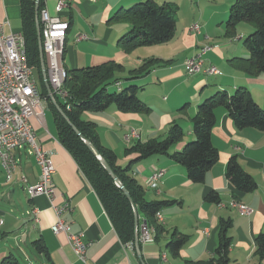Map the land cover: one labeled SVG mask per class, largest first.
<instances>
[{"label":"crops","instance_id":"crops-1","mask_svg":"<svg viewBox=\"0 0 264 264\" xmlns=\"http://www.w3.org/2000/svg\"><path fill=\"white\" fill-rule=\"evenodd\" d=\"M138 1L142 0H67L68 5L61 12L55 9L57 0H44L43 5L51 16H59L70 23L63 54L65 69L96 66L110 60L120 63L123 66L117 74L120 78L109 89L119 91L133 83L138 86V97L149 107L147 111H125L111 104L102 111L81 114L84 120L95 123L102 145L115 153L121 146L124 159L122 162L116 160L120 166L134 157L133 153L125 151L127 148L136 141L163 138L174 123L184 129L182 140L171 148V151L179 150L187 140L194 138L190 118L197 105L218 90L230 94L236 87L243 86L264 108V72L249 75L236 59L249 56L243 40L254 27L241 22L234 34L226 32L225 21L234 0H154L159 5L169 3L176 8L173 37L165 43L126 50L119 46L118 39L126 33L128 24L109 19L117 9ZM6 21L3 26L5 34L21 30L19 0H0V23ZM192 23L200 25L199 34L190 29ZM81 35L86 38L77 39ZM203 45L213 47L203 55L204 66L213 65L219 73L200 71L188 74L183 64L185 58L197 54ZM150 60L153 62L146 73L126 80L131 76L130 70ZM214 114L211 141L219 158L203 182H192L185 167L167 155H153L132 166L131 173L144 187L147 200L174 201L160 210L163 216L161 233L155 237L154 231L153 240L139 243L142 255L139 259L135 245L129 248L120 241L94 189L60 142L54 112L47 105L42 121L32 116L29 122L37 143L51 153L55 168L52 185L57 195L54 203L69 204L70 209L63 212L62 217L71 232H81L89 243L87 259L85 263L78 260L67 236L51 230L56 216L47 198L43 195L30 197L28 194L26 185L37 182L39 169L27 148H21L13 152L18 164L11 181L6 182L0 164V218L3 221L0 225V260L12 250H19L20 242L25 243L30 237L31 242L40 239L45 248V252H39L32 244L38 254V264L209 262L219 244V220L224 218L230 220L228 264H264V256L255 253V238L264 233V131L252 127L237 128L223 106H217ZM132 129L137 135L127 141L125 135ZM232 155L254 177L257 183L254 191L240 192L227 179L226 162ZM160 170L163 174L157 181V187H149L147 178ZM22 175L26 184L20 182ZM24 190L27 201L24 202L26 208L23 213L17 208L16 198ZM212 190L220 196L218 203L205 200V195ZM231 200L248 205L251 213L241 214L229 205ZM140 218L144 219L143 216ZM175 231L184 235L177 255L166 247L167 242L175 237L172 236ZM27 264L34 263L29 261Z\"/></svg>","mask_w":264,"mask_h":264},{"label":"trees","instance_id":"trees-1","mask_svg":"<svg viewBox=\"0 0 264 264\" xmlns=\"http://www.w3.org/2000/svg\"><path fill=\"white\" fill-rule=\"evenodd\" d=\"M43 5L44 0H39L38 10ZM19 7L28 62L34 65L40 73L41 94L48 96L41 75L35 0H19ZM175 11L176 8L169 3L159 5L154 0H142L129 7L117 9L109 21H123L128 24V29L120 36L118 44L123 49L129 50L137 46L169 41L175 32ZM241 22L250 23L254 28L243 40L249 56L236 59L240 61V66L245 73L257 75L264 72V0H234L228 9L225 21L226 32L230 35L234 34L236 26ZM152 62L153 60L144 62L139 67L130 70L131 76L126 80L135 79L146 73ZM65 70L64 89L67 91V97L65 100L56 97V103L70 123L92 144L96 153L108 163L129 192L133 205L116 186L96 154L74 132L70 123L49 99L48 105L54 112L58 137L94 189L122 243H134L133 206L137 210L138 217L143 216L154 226L155 237H157L162 229L161 224L155 221V214L163 206L174 202L173 200H147L144 197V187L131 173L132 166L136 162L153 155H167L185 167L188 179L194 183H201L208 170L219 158L218 150L211 141V131L215 123L214 109L217 106H223L226 109L237 128L252 127L264 131V108L254 100L247 88L236 87L230 94L225 90H218L200 102L195 114L190 118L194 139L186 141L179 150L171 151L172 146L184 137L183 127L174 123L163 138H151L145 142L136 141L127 148L125 151L133 153L134 157L126 165L120 166L116 162L114 151L100 143L95 123L84 120L81 114L102 111L111 104L125 111H147L149 107L137 95L138 86L130 83L119 91L110 90L109 87L120 78L117 74L123 70L120 63L112 60L96 66ZM68 104L69 109L66 107ZM225 175L240 192L248 193L257 187L254 177L242 167L235 155L228 158ZM205 200L218 203L220 196L217 191L212 190L205 195ZM229 227V219L219 220V244L214 250V257L209 262L186 260L185 264H228L227 250L230 237L227 233ZM172 236L175 237L167 242L166 247L171 253L177 255L184 242V235L175 231ZM255 242V253L263 257L264 233H259ZM32 244L39 252H45L40 239L33 240ZM0 264H19V262L11 253L4 256Z\"/></svg>","mask_w":264,"mask_h":264},{"label":"built area","instance_id":"built-area-1","mask_svg":"<svg viewBox=\"0 0 264 264\" xmlns=\"http://www.w3.org/2000/svg\"><path fill=\"white\" fill-rule=\"evenodd\" d=\"M67 5V0H57L55 9L61 12ZM38 18L46 77L53 94L52 98L41 94L34 76L36 67L28 62L23 31L17 30L5 34L3 26L7 21L0 23V164L6 182L11 181L18 164L13 152L15 149L27 148V152L33 156L39 169L37 182L33 185H26L28 194L30 197L43 195L47 198L56 216L51 230L56 234L64 233L75 256L85 263L89 243L83 239L81 232H71L69 224L63 219L62 214L70 209L69 204L67 202L61 205L54 203L57 195L52 185L55 168L51 153L37 143L36 134L29 122L32 116H36L40 121L43 120V113L49 99L56 102V97L60 100H65L67 97V91L64 89L66 70L63 66V54L69 24L59 16H51L45 7L38 10ZM190 29L196 34L200 33L198 23L191 24ZM84 38L86 36L81 35L77 39ZM210 48L208 45H203L197 54L185 58L183 64L188 74L200 71L208 74L219 73L213 65L204 66L203 55ZM66 107L69 109L70 105ZM136 135L135 130L132 129L125 135V139L128 141ZM162 174L161 170L155 171L147 178V185L156 188L157 181ZM20 182L26 184L25 176H20ZM229 205L243 215L250 214L252 211L248 205L236 200H231ZM155 221L162 223L163 216L160 211L155 214ZM2 222L0 218V225ZM154 231L152 224L145 218L138 217L134 232L139 243L153 240ZM126 245L132 248L134 243L128 242Z\"/></svg>","mask_w":264,"mask_h":264},{"label":"water","instance_id":"water-1","mask_svg":"<svg viewBox=\"0 0 264 264\" xmlns=\"http://www.w3.org/2000/svg\"><path fill=\"white\" fill-rule=\"evenodd\" d=\"M38 6H39V0H35V22H36V30H37V36H38V48H39L40 63H41V75H42L43 82H44V85H45L46 90H47V94H48V96L50 98H52L53 94H52L51 88L49 86L47 77H46L44 54H43V50H42V44H41V41H40V26H39V20H38ZM53 103H54L55 107L57 108V110L60 112V114L65 118V120L68 123H70L69 119L67 118V116L65 115L63 110L60 108V106L55 101ZM70 125H71L72 129L74 130V132L96 154L97 159L100 161V163L102 164L104 169L107 171V173L111 176V178L113 179V181L116 184V186L121 189V191L124 193V195L129 199V201L133 205V201H132V199L130 197L129 192L124 187V185L122 184L120 179L114 174V172L112 171V169L108 165V163L100 155H98L96 153V151H95L94 147L92 146V144L86 138H84V136L76 129V127L72 123H70ZM133 211H134V221H135V227H136L137 223H138V213H137V210H136V208L134 206H133ZM134 245H135V249H136V252H137V256H138L139 259H141L142 255H141V251H140V244H139V241H138V238H137L136 234H135V237H134Z\"/></svg>","mask_w":264,"mask_h":264},{"label":"rangeland","instance_id":"rangeland-1","mask_svg":"<svg viewBox=\"0 0 264 264\" xmlns=\"http://www.w3.org/2000/svg\"><path fill=\"white\" fill-rule=\"evenodd\" d=\"M16 19H17V22H19L18 17H16ZM237 26H236V28H237ZM74 29L75 28H73L72 30H74ZM236 34H238V33H236ZM212 48L213 47H211L210 49H212ZM34 76H35L36 81L38 82L39 88L41 89L40 73L37 70V68L34 69ZM192 139H194V138H192ZM115 148H117V147H115ZM115 154H116V160H119L122 162V159H124V151H123V149H121V146ZM128 162H123V165L127 164ZM17 192H19V191H17ZM20 192H21L20 197L16 198V202L18 203L17 208H19L24 213V209L26 208L25 203L27 201V197H26L27 192L25 190L20 191ZM20 243H21V245L19 247V250L18 249L12 250V254L17 258L19 264H27L29 261H32L34 264H38V262H37L38 254H37V251L32 246V242H31L30 237L27 238L25 243L23 241H21Z\"/></svg>","mask_w":264,"mask_h":264}]
</instances>
